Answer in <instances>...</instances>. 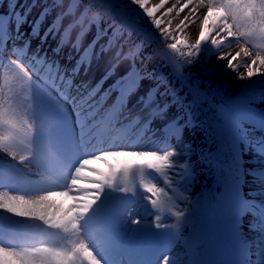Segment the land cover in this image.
I'll use <instances>...</instances> for the list:
<instances>
[{"label": "bare ground", "instance_id": "1", "mask_svg": "<svg viewBox=\"0 0 264 264\" xmlns=\"http://www.w3.org/2000/svg\"><path fill=\"white\" fill-rule=\"evenodd\" d=\"M98 6L104 11L102 18L101 28L105 29L107 26H115L121 28L123 39H133L132 45L135 43L142 44L143 50L136 53L133 52L131 47L130 53L128 47L123 46V55L119 59L111 61L109 63H101V59L96 60L92 65L88 66L89 51L85 46L84 51L80 52L75 56L73 46H71L70 53H67V58L71 55V59L74 58L66 68L71 70L70 74L78 73L81 79L80 84L73 85V92L78 94L72 96L76 109L79 111V119L84 124L82 128V136L85 147L93 150H106L109 147H113L107 152L92 154L93 156L85 154L80 159L78 167L74 171L75 189L68 188L58 193H52L51 195L38 196L36 200L31 202L33 208L41 210L40 212H47V215H52L53 219H58L68 230L70 240L75 246L80 256L84 257L89 261H94L95 257L93 251L101 250L102 257L106 259V262L112 264V249L106 245H99L95 247L92 245L95 235L86 237L82 231V222L86 223L88 217L95 210L100 199L105 196L106 193L113 189H107L102 186L98 176L103 175L106 181H113L116 185L118 184V177L111 171L114 169V165L109 162L115 163V166L132 162L131 160L139 157L140 153H148L154 148V144L163 131H166L169 127L163 125L162 127L156 128L154 133H151L144 139L143 142L138 144V137L141 134L143 127L153 126L159 124L161 117H155L154 114L159 107L165 103H171L175 106L178 113V121L176 125L184 127L186 130V140L189 144V153L186 154V147L182 138L178 135L179 132H175V128L168 131L169 134H173V138L176 143L179 144V150L177 152L178 157L191 158L190 167L185 165V169L192 168L195 171V182L192 189V193L188 200V207L185 209L188 212L187 222L184 224L183 233L184 235V246L175 255L174 264H191V257L193 256L192 250L186 245V240L189 233L193 228H199L204 221L205 216L209 215L210 207L212 202L224 200L227 204L228 211L230 212L233 220L244 230L248 249H250V261L255 262L259 257L258 252V241L257 233H253L252 225H249V221L245 216L253 215L252 212L243 210L240 207H236L232 201L230 193L234 195L235 182L243 184L247 188L255 187L256 184L252 180H248L245 185L244 174L239 176V156L237 152L230 147L227 129L218 116V113L227 105L231 104L233 97L239 93L243 86L249 81H253L257 78H264V75L254 76L252 78L247 77V68L232 71L226 64H230L231 67L236 66L240 60V54L246 52L242 49L235 50L231 56L224 62L215 61L214 65L209 67V73L207 76L200 68L188 69L183 64V68L186 73H179L175 70L172 65L169 67L163 62L161 47H170L176 52L178 50V44H168L167 38L164 34L165 26H151L147 21L150 12L154 9L145 10L146 0H96ZM31 2V1H30ZM29 2V4H30ZM52 3V2H50ZM131 3V4H130ZM125 4H130L132 9L143 12L144 15H138L131 17L129 12L124 9ZM48 7L50 4H47ZM39 10L38 16L41 15L44 9V4H37ZM28 5L25 6L21 18L16 25L18 32L21 35L12 37V39H18L19 49L26 48L27 41L33 43L32 51L27 54L26 57L33 60V64L37 67L41 63L40 53L48 52L50 54V61L58 59L60 53L57 49H54L56 42L52 36V31H46L42 36L38 37L36 30L32 28L23 33L24 23L23 20L27 16ZM64 11V7L61 6L59 9V15ZM203 14V13H202ZM207 20L209 16H216L213 12H208ZM60 17V16H58ZM40 17H37L39 19ZM74 17H68L64 20L62 25V40L66 37L67 32L73 23ZM34 19V17H33ZM168 22L167 20L165 21ZM211 23V21H210ZM136 27V35L132 37L131 34H127L125 30L126 25ZM81 29L78 30L80 33ZM139 31L143 34L138 33ZM183 33L194 41V48L190 51H181L180 53L189 54V60L198 61L199 55L201 54V47L203 46L204 38L200 45L199 40L193 37V30L191 28H182ZM30 36L27 40L26 37ZM78 34H76L72 43L75 42ZM151 37H154L157 43L151 41ZM61 40V41H62ZM97 36H92L89 40L88 46L95 44ZM53 43V44H52ZM11 46H7L6 50H10ZM41 51V52H40ZM64 61L67 58L63 57ZM36 61L34 62V60ZM132 59L133 63L129 61ZM53 61V62H54ZM123 63V68L126 67L125 71L140 72L147 77L148 85H150V92L144 88L143 95L138 100L132 103L130 110L124 114L118 113L117 109L113 106L112 102L115 99L114 93L116 91L118 82H110L112 73L118 69V66ZM264 63V58H254L248 65V68L253 65ZM50 67V64L48 65ZM78 70V71H76ZM47 71V70H46ZM192 77V81L189 77ZM69 79L63 81L65 86L69 85ZM105 85L103 93L100 92L102 86ZM199 86L205 88L207 91L202 92L195 90ZM226 86V89L222 87ZM156 89L157 91H155ZM219 89V94H212L213 90ZM155 92V98L150 100L151 92ZM87 98H89L87 100ZM87 100V103H86ZM91 100H96L95 105H88ZM109 103L112 106H107ZM230 101V102H229ZM83 102L86 106L83 105ZM260 106L264 109V102H261ZM89 107V108H88ZM112 114V120L107 123L108 116ZM141 119V124L137 127L134 133H131V129L135 130L136 123ZM113 136L110 140H106L107 131L111 128ZM85 129L88 131L85 133ZM171 129V127H170ZM178 134V135H177ZM248 135V132H245ZM93 135V136H92ZM116 136L118 137L116 141ZM100 138V140H99ZM101 141V147H97V142ZM126 141L125 147H118L117 142ZM96 142V143H95ZM108 142V143H106ZM129 143V147L127 144ZM38 152H42L44 146L42 144L35 145ZM89 150V151H90ZM114 150V151H112ZM105 157L109 162L104 161ZM129 162V163H130ZM128 165V164H127ZM245 165H252L248 157H245L241 163L244 169ZM256 168V165H252ZM261 167L260 164L257 165ZM107 167V171L104 168ZM118 166L116 169H121ZM176 173L183 170L181 167H176ZM14 174H20L30 179L37 185L38 188H43L41 181L46 180L41 172L35 168H15ZM100 185V187H93V185ZM89 181V182H88ZM105 181V182H106ZM85 182V184H83ZM82 183V184H79ZM91 183V184H88ZM166 185L165 179H160L156 183V192L164 189ZM93 187L94 191L87 197L82 196V193L76 191L77 187ZM256 188V187H255ZM251 194H252V190ZM35 198V197H33ZM75 207H78L79 212L83 215L81 225L77 222V213L74 217L69 216V212L64 208V205L73 203ZM211 204V205H209ZM144 210V209H142ZM145 213V210H144ZM87 214H90L87 216ZM255 214V213H254ZM141 216H143V211ZM135 222V228L142 224L143 217ZM256 224V223H254ZM257 225V224H256ZM90 225H88L89 227ZM91 229L89 227L87 230ZM134 230V229H133ZM138 235V234H136ZM135 235V236H136ZM249 252V251H248Z\"/></svg>", "mask_w": 264, "mask_h": 264}, {"label": "rangeland", "instance_id": "2", "mask_svg": "<svg viewBox=\"0 0 264 264\" xmlns=\"http://www.w3.org/2000/svg\"><path fill=\"white\" fill-rule=\"evenodd\" d=\"M15 8L13 7V0L4 2L0 12L7 18V27L4 30V34L15 33V27L17 20L23 13L24 6L28 5L27 16L24 18L26 27L32 25V19L37 18L39 14L37 4L41 3L44 6L49 0H14ZM53 1V0H52ZM65 1V0H64ZM163 0H146L145 7L151 9L157 5V9L150 12L147 21L151 26H165L164 34L167 38L168 44L174 45L179 43L180 45L188 44L184 46L183 50H190L194 47V41L187 37L182 28H191L193 30V37L202 39L204 33V25L208 12L218 14L219 9H225L229 13V20L232 24V28H229L227 22L219 24L216 31H212L209 34V38L206 40L207 44L202 48L198 61L196 60H183V54L177 53L172 48H165L168 55L177 57L179 59V65L176 66V70L179 73H186V70L182 65H186L189 70L200 68L203 70L204 75L209 73V67L214 65L215 61L224 62L231 54L237 50L242 49L246 53L240 54V60L236 66L231 67L230 64H226L232 71L240 70L241 68H247L249 63L256 57L264 58V0H164L161 7L158 8V3ZM72 0H68L64 12L61 14V20L64 21L66 17H74V21L68 33V43H71L74 35L78 33V39L80 38V48H82L89 37L100 29V18H103V11L97 5L95 0H79L78 6L74 12H69V4ZM12 4V5H11ZM64 4L60 3L55 5L54 1L49 8L43 13L42 27L38 34H41L48 28L54 26V22L58 19V10ZM131 4V3H130ZM125 4L124 9L129 12L131 17L138 15H144L143 12L135 10ZM252 7V15L245 13L246 8ZM146 10V9H145ZM76 12V13H75ZM203 13V14H202ZM99 21H96V19ZM168 21L167 23L165 21ZM62 26H59V31L55 37H60V31ZM110 28L102 29L98 34L97 42L98 51L101 56L104 57V62L114 61L121 54V45L125 44L133 48V39H123L122 30L113 32ZM227 31V32H226ZM113 34L115 35L113 38ZM134 34V33H133ZM208 34V33H207ZM207 34H204L206 37ZM223 34L225 38L228 34L236 36L235 41L230 42L226 48H220L213 52L210 56H205V48L219 35ZM2 35V34H0ZM77 39V40H78ZM153 42L157 40L153 37L150 38ZM186 40L187 42L181 43L180 40ZM17 44V43H16ZM200 44V42L198 43ZM1 46V42H0ZM16 45L12 47L13 50H17ZM8 50L4 51L2 58H0V159L6 162L18 161L17 166H27V162L21 160L25 157H36L41 159L29 144L24 141L29 138H36L42 143H45L51 150L49 158L52 161H46L47 164L63 168L64 163L67 162V157L70 152L78 151L80 155L83 151H80L77 147L76 141V128L73 125L72 114L67 112L66 108L72 109L73 104L64 103L57 97L55 91L56 81L60 77L64 76L61 71H55L53 78L54 83L49 85H43L39 79L33 75V66L30 67L18 51ZM143 50V48L141 49ZM96 51V50H95ZM163 51V49H162ZM163 60V59H162ZM165 61V60H164ZM163 61V62H164ZM102 63V64H103ZM167 65V63H166ZM168 66V65H167ZM169 67V66H168ZM119 71H116L111 76V80L118 78ZM139 80V87L137 91L131 96V105L135 100H138L143 95V90L146 88L147 78L140 71L137 74ZM189 77V76H187ZM192 81V77H189ZM58 85V84H57ZM60 86V85H59ZM207 90L201 86L195 89ZM48 94V97L45 95ZM52 101V102H51ZM73 110V109H72ZM127 111V110H126ZM75 110H73V113ZM60 113H65L68 116L67 122L62 123ZM155 117H161L159 124L154 129L163 127H171V130L175 128V131L179 132L186 147V154L189 153V144L186 140V130L179 124L178 113L174 106L171 104L162 105L156 111ZM11 129H17L20 137H13ZM73 137L74 145H71L69 137ZM254 139L262 140L259 135H254ZM156 147L144 157L135 159V161H142L144 159L160 158L168 167L167 180L168 186L178 185L181 187L180 192L183 191V196L174 205L179 210H184L187 207L189 197L192 193L195 182V171L192 168L185 169V165L190 167L191 158L178 157L177 152L179 150V144L176 140H168L165 136L157 140ZM21 160V161H20ZM62 160V161H60ZM105 161L107 159H104ZM181 167L183 170L180 173L174 172L177 168ZM123 166V165H122ZM9 166L0 168L7 170ZM114 169L116 167L114 166ZM41 170V169H40ZM42 171V170H41ZM14 176V175H13ZM23 177L21 175H17ZM59 180L64 181L62 173ZM24 178V177H23ZM104 182V181H102ZM72 182H66L64 186L70 187ZM249 190L254 191V188L250 187ZM51 190L43 191L39 196L45 197V195H51ZM35 197V198H33ZM38 196H24L21 194H13L4 186H0V216L2 221L0 222V239L4 236H9L15 229L16 225L28 226V225H50L54 226L57 221H47L45 219L47 212H43L44 216H38L41 213L39 209L33 208L31 202L36 200ZM10 208L17 211H10ZM24 213L23 215L18 214ZM76 214V212H74ZM167 214V212L162 213ZM155 217L158 214H154ZM75 220L73 215L72 217ZM79 220V217H76ZM50 220V219H48ZM47 221V222H46ZM155 221L148 219V223ZM258 239V252L260 254V260L255 264H264V219L260 221V231L257 236ZM179 248L173 251L177 252ZM96 259V258H95ZM172 260V254L169 257ZM169 261V260H168ZM0 264H106L102 260L89 261L80 256L76 251L72 242L63 243L62 241L53 239L46 241L45 243L36 247H20V248H6L1 245L0 242Z\"/></svg>", "mask_w": 264, "mask_h": 264}, {"label": "snow or ice", "instance_id": "3", "mask_svg": "<svg viewBox=\"0 0 264 264\" xmlns=\"http://www.w3.org/2000/svg\"><path fill=\"white\" fill-rule=\"evenodd\" d=\"M223 10H221L222 12ZM211 21V23H210ZM218 22V18L214 17L212 15L209 16V20L205 21V25H204V33L202 34V39L204 38V34H207L208 32H210L212 30V28L215 26V24ZM264 75V63H260L258 65H253L251 67L248 68L247 71V77L248 78H252L254 76H261ZM262 102H264V98H262ZM246 147H250V146H246ZM243 151V150H242ZM260 155H264V153H259L258 156ZM243 155H241L240 159H243ZM104 171H107V167L104 168ZM255 172V175H252V173ZM100 180H104V176H98L97 177ZM256 179H260V180H264V168H261L259 170V172H256V168L252 165H245L244 166V182L245 185L247 184L248 180H256ZM93 187H100L99 184L97 185H93ZM255 191H257L259 194L258 196H252L251 195V191L246 187L243 186L241 188V191L243 192L244 195V200L245 203L248 205H251L253 208H258V207H264V185H257L256 188L254 189ZM10 211H17L16 209L10 208ZM23 215L24 213H19ZM245 218L249 219L250 221L255 217V214L253 213L252 216H245ZM250 231L252 229H249ZM244 245H247V241L244 242ZM242 251H249L250 253V249L242 246ZM249 259L250 255H249ZM169 259V255L167 258H162L161 259V264H167Z\"/></svg>", "mask_w": 264, "mask_h": 264}]
</instances>
